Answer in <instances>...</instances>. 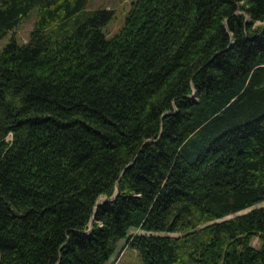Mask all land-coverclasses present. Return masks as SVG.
<instances>
[{"label": "trees", "instance_id": "obj_1", "mask_svg": "<svg viewBox=\"0 0 264 264\" xmlns=\"http://www.w3.org/2000/svg\"><path fill=\"white\" fill-rule=\"evenodd\" d=\"M88 1L0 0V264H264V0Z\"/></svg>", "mask_w": 264, "mask_h": 264}, {"label": "rangeland", "instance_id": "obj_2", "mask_svg": "<svg viewBox=\"0 0 264 264\" xmlns=\"http://www.w3.org/2000/svg\"><path fill=\"white\" fill-rule=\"evenodd\" d=\"M131 0H89L88 7H109L113 10V16L104 26V30L107 35L113 34L117 31L124 22L125 15L130 8ZM36 16V9L33 8L28 15L20 20V22L9 32H7L0 39V48L10 39L11 36H14L18 41H26L29 37V33L33 26V21ZM10 134L6 135V138H9ZM106 196L101 195L98 198V201H101ZM264 204V200L258 202L256 205ZM142 231L140 228H130L129 232ZM252 243L258 245L259 241L257 238H254ZM106 264H143L137 250L129 245H124V239H121L118 242L115 252L108 259Z\"/></svg>", "mask_w": 264, "mask_h": 264}]
</instances>
